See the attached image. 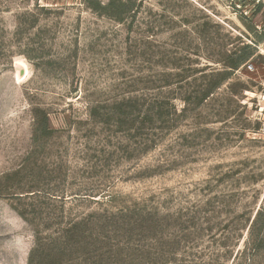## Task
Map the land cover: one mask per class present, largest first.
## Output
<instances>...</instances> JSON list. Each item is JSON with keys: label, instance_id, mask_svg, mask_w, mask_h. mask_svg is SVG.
Returning a JSON list of instances; mask_svg holds the SVG:
<instances>
[{"label": "rangeland", "instance_id": "1", "mask_svg": "<svg viewBox=\"0 0 264 264\" xmlns=\"http://www.w3.org/2000/svg\"><path fill=\"white\" fill-rule=\"evenodd\" d=\"M263 40L264 0H0V264H264Z\"/></svg>", "mask_w": 264, "mask_h": 264}, {"label": "trees", "instance_id": "2", "mask_svg": "<svg viewBox=\"0 0 264 264\" xmlns=\"http://www.w3.org/2000/svg\"><path fill=\"white\" fill-rule=\"evenodd\" d=\"M261 7H262V3H261V1H259L257 4V9L255 10L253 15H257L260 12ZM239 52H242V53L240 54L239 58H237L235 63L232 64L231 69H235V68H238V67L244 65L251 57H253L255 55L257 50H256L255 46L251 47L249 45H246L244 48H241ZM263 211H264V209H263ZM260 215H261V213L258 212L256 217L259 218Z\"/></svg>", "mask_w": 264, "mask_h": 264}]
</instances>
